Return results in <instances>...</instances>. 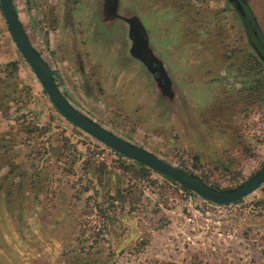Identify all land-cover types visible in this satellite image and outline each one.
<instances>
[{"label":"rangeland","instance_id":"rangeland-1","mask_svg":"<svg viewBox=\"0 0 264 264\" xmlns=\"http://www.w3.org/2000/svg\"><path fill=\"white\" fill-rule=\"evenodd\" d=\"M246 1L264 35V0ZM14 2L63 94L98 124L220 190L264 168V64L228 0H119L172 99L104 0ZM90 177L129 186L115 218L88 199ZM0 264H264V185L217 206L120 159L57 112L0 8Z\"/></svg>","mask_w":264,"mask_h":264},{"label":"water","instance_id":"water-1","mask_svg":"<svg viewBox=\"0 0 264 264\" xmlns=\"http://www.w3.org/2000/svg\"><path fill=\"white\" fill-rule=\"evenodd\" d=\"M240 1L245 0H228L229 3H236L237 9L242 11ZM119 4V0H104L106 20L120 19L128 25V37L131 40L129 50L131 57L146 67L161 88L162 94L172 99L174 96L173 81L162 59L154 53L146 27L140 17L136 15L130 17L119 15ZM0 7L17 48L34 72L49 100L57 112L75 127L112 151L172 179L188 191L217 206L231 205L245 199L264 185L263 168L237 188L217 190L208 185L202 178L170 165L155 154L117 136L83 114L63 94L55 80L51 67L32 44L14 0H0Z\"/></svg>","mask_w":264,"mask_h":264},{"label":"trees","instance_id":"trees-1","mask_svg":"<svg viewBox=\"0 0 264 264\" xmlns=\"http://www.w3.org/2000/svg\"><path fill=\"white\" fill-rule=\"evenodd\" d=\"M1 8V7H0ZM247 18H242V22L244 24V29H243V33L245 35V37L247 36V34L249 36H251L252 38H254V34L253 31H258L260 30V24L259 21L256 17V15L253 13V11L251 10L250 6L247 9ZM259 38L260 41L254 40L255 46H256V50H258L259 53L263 54L264 53V36L260 34L259 32ZM260 60V59H258ZM261 61V60H260ZM264 64V61H261ZM256 76L258 75V73H255ZM255 74H253V76H255ZM53 75L55 77V73L53 72ZM55 80L57 82V79L55 77ZM251 83L254 84V88L256 87H260L263 83V80L261 78V76L258 77V79H255L253 81H251ZM59 85V84H58ZM258 87V88H259ZM109 149V148H108ZM111 150V149H110ZM112 151V150H111ZM115 155H117L120 159H126L132 162V164H134L135 166H137L139 168V170L144 173L145 175H149L151 172H155L147 167H145L144 165L137 163L135 161H132L126 157H124L123 155L116 153L115 151H112ZM99 173V172H97ZM259 173V172H258ZM159 174V173H158ZM161 175V174H160ZM164 179H166L167 181L171 182L172 184H174L175 186L179 187L182 190H185L188 192L187 189H185L184 187L180 186L179 184H177L175 181H173L172 179L165 177L163 175H161ZM89 186L86 187L85 192H88V199H94L96 200L95 202H100L99 204V210L100 212L107 218H115V205L117 203H123L125 202V200L127 199V195L129 194V186H124V185H116V184H111L109 182H105L103 181L102 177H96V178H89ZM131 188V187H130ZM217 190H220L218 187H214ZM226 190H230V189H226ZM241 201V200H240Z\"/></svg>","mask_w":264,"mask_h":264},{"label":"flooded vegetation","instance_id":"flooded-vegetation-1","mask_svg":"<svg viewBox=\"0 0 264 264\" xmlns=\"http://www.w3.org/2000/svg\"><path fill=\"white\" fill-rule=\"evenodd\" d=\"M240 3H241V5H242V11H239V10L237 9V5H236V3H231V4L234 6L235 10H236L237 13L239 14V16H240V20H241V24H242L243 29H244L245 26H244V24H243V22H242V18H247V12H246V11H247V9L249 8V5H248V2H247L246 0H245V1H240ZM259 32H260L261 35H263V33L261 32V29L258 30V31H253L254 38H255L256 40H258V41H260V38H259ZM263 36H264V35H263ZM254 38H252V37L249 36L248 34H247V36H246L247 42H248V44H249L251 50L255 53L256 57H257L258 59H260L261 61H264V53L261 54V53L258 52V50H256V46H255V43H254V40H255Z\"/></svg>","mask_w":264,"mask_h":264}]
</instances>
